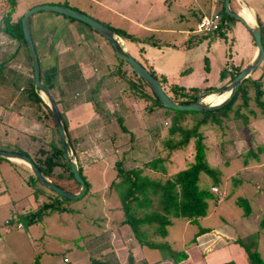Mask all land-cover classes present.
I'll list each match as a JSON object with an SVG mask.
<instances>
[{"label": "rangeland", "instance_id": "1", "mask_svg": "<svg viewBox=\"0 0 264 264\" xmlns=\"http://www.w3.org/2000/svg\"><path fill=\"white\" fill-rule=\"evenodd\" d=\"M179 1L182 2L184 0ZM221 1L222 0H214L215 11L212 13L219 12ZM246 1L255 8L258 15L257 17L260 19L262 13L258 8L264 9V0ZM38 3L68 5L67 7L79 10L86 16L104 25L111 27H114L112 25H118L123 27L124 30L128 28L134 35H137V37H140L142 33L143 35L148 33L142 28L139 29L136 27L138 22L153 28L157 27V29H159V26L165 29H179L178 32L174 31L172 34H163L156 30L159 33L153 35V41L155 42H135V44L137 43V47L128 41L124 42L131 56L145 69L153 71L155 78L159 81L161 89L168 96H171L176 90V86L179 85L193 86L197 89H201L198 94L200 92L218 90L231 80L229 77L230 75L225 78L226 70L223 68L224 60L231 58L233 62L242 61V63H244L245 59L250 56V52L249 50L247 51V48H245L243 52L242 45L244 47L249 40L251 41V35L243 27L242 22L234 18L227 21L229 30H227V34L223 38L212 37L213 39L210 40L208 37L204 39L203 42L201 40L200 44L198 42V44H192L189 49L185 48L182 42L183 39L186 38L184 31L186 29H194L196 16V11L192 14L188 6L183 7V16L182 18H178L173 4L168 5L165 12L162 13L160 6L155 5L149 8V3L145 0H67L66 3L63 2V0H16L14 12L11 15L12 20L17 19L28 8L39 5ZM184 3H187V0H185ZM194 3L201 12L208 13L209 10H212L209 5V0H194ZM240 6L242 7L240 1H229V7L235 12ZM147 10L148 12L144 15V11ZM47 14L49 15L52 13L49 11H37L29 16V29L30 32H32L31 36L34 35L39 24L47 21L45 18V16H48ZM58 16L65 17L63 15ZM260 21L264 20L260 19ZM75 22L85 29L88 28L86 30L90 32V34H95L94 36L98 43L90 45L92 49L94 46L97 52L96 59L94 60L99 62L94 63L100 65V60L105 62L108 61L107 66L111 69L109 73L112 75V84L117 83L119 88L122 86L125 87V94L128 93L130 95L129 107L135 112V117L139 122L132 124L130 120L125 119L126 112L121 111L120 102L126 107L128 99L120 96L118 99L109 100L107 103L111 107L106 109L109 111L105 115L106 118L102 119L99 118L101 116H97L98 118L95 119L96 117H94V115H89L91 124L93 127H96L92 134L91 132L93 129L87 133L90 138L83 137L86 136V133H82L79 139L77 138L78 141L75 140L73 145L69 138L74 152L76 148H79V150L85 149L84 153H81V156H79L82 157L81 161L79 159L81 167L79 174H81L83 179L87 182L88 189L83 195L76 199H66V201H69L68 205L70 204L79 208L78 213H51L44 215L40 222L32 227L34 232L41 233V230L44 228L50 229V233L55 235L51 236L53 239L51 238L49 241H47L48 236L44 235L43 237L45 240L39 241L38 243L35 242L32 248L26 244L18 248L17 252H21L23 256L31 254L37 255L35 258V261H37L36 264L44 262L46 248H49L48 251L53 253L50 258L57 262H61L63 255L69 257L70 255H77L80 251H82V258L86 256L85 254L90 245V240L88 238L89 234L98 233L100 231V229L97 228L98 225L103 227V225L107 224L110 220H113L107 215H109L110 211L114 214L113 210L118 206L116 194L109 190V185L104 188L106 184L114 179V165L116 162H121L124 168L133 166L134 161H129V158L133 157V151L136 152L134 159L140 163L138 165L159 158V166L164 167V173L158 171L154 172L148 168H144L143 173L150 178L164 180L166 177L183 169L191 162L194 152L192 139H190L184 147L179 149L168 150L164 148L163 141L166 139L167 130L171 124L170 112L166 108L158 107L152 103L154 99L148 86L136 75L124 60L116 55L114 56V52L108 42L87 25L79 21ZM132 24L134 25L132 26ZM200 34L204 35L202 32H200ZM65 35L71 34L67 30L65 31ZM80 38L91 40V38L87 36ZM57 39L58 38H56V40ZM118 39L125 48L122 39L119 37ZM169 40L176 42H174L175 44L173 46H170L167 44ZM68 43L73 44L74 41L71 39L68 40ZM232 46L236 47L237 57L233 55L234 49ZM262 47L264 49V43ZM92 52L94 51L92 50ZM232 56L237 59H233ZM111 59H115V62L113 63ZM39 66L41 68V80L47 85L42 68L43 63L40 62ZM117 66L119 68H117ZM118 70H122L120 74L123 73L124 75L125 73V75L128 76L124 77V81L117 76L116 73H118ZM263 70L264 61L262 60L258 67L248 75L249 78L253 79L256 84H258L257 87L262 91H264ZM25 74L26 77L24 75H21L22 78L21 76L19 77L21 82L20 86H22L24 92H26L28 86H30V82H33L27 69ZM162 78L163 81L166 80V83L169 85H165V81L163 82ZM93 83L94 78H91L85 83H79L77 88L71 87V91H69L72 93L75 90H79L81 85H85V91L77 95L76 101H74L76 103H87L89 108H86V110H88L90 114L92 113L90 107H94L95 104L93 103V95L90 97L87 91L91 86H95ZM131 83L137 84V88H141L146 94H149L151 100L146 99L147 101H145L144 98L135 96L134 92H132L133 88H131L130 85L128 86V84ZM18 86H16V88ZM116 86L117 85H112V88ZM254 87L248 84L245 93V103H243L244 98L238 96L231 104V108L227 112V115L220 119L219 125L208 123L199 127V131L202 134V142L204 144L205 160L212 168V172L210 175L200 174L198 183L199 186L205 184L215 195V198L207 200L206 215L199 220V226H205L210 230L224 227L222 229L226 230V232L223 230H221L222 232H214L212 230V238L219 242V245H226L227 253L224 255V258L233 259L237 264H246L247 262L240 242L248 244L249 240L253 238L256 240L255 249L259 253L261 259L264 260V232L259 229L258 226L260 217L264 215V151H257L258 146L264 145V106L261 108L256 103L254 99ZM2 89H4V87ZM49 89L52 95L56 93L52 91L50 87ZM127 89L128 91H126ZM59 90L63 91L61 88ZM23 91L16 89L14 93L16 101L25 98V93ZM218 94L220 95L221 93L214 92L209 95H213L212 98H215ZM73 95L75 94L73 93ZM41 96L43 100L46 101L42 94ZM80 97H83V100H87V102L82 99L78 101ZM180 99L184 100L185 98L180 97ZM210 100L205 101L204 97L202 102L208 103ZM258 100L264 102V94H261ZM72 103V101L65 102V106H70ZM150 106H153L152 110L149 108ZM102 107L103 106H101V108ZM131 110L129 111L132 112ZM99 113L100 112L97 114L101 115ZM60 115L64 121L65 117L63 113H60ZM141 115L144 120H139ZM119 117L121 118L120 121H118ZM102 120L103 124L106 123V125L101 124ZM182 124L186 127H190L193 124L191 115H185ZM120 125L123 126V129H121ZM49 137L50 134L48 133L47 139ZM55 144L58 146V142H55ZM26 151L34 160L43 157V153L41 154L37 151L36 145L34 144L30 145ZM250 151L256 153L257 158L253 157ZM244 159L246 161L245 163L243 162ZM75 163H77L76 159ZM7 164L5 160H0V201L5 198L10 199L9 204L0 206V239L2 242H5L11 238L18 247L20 240L15 235L24 234V231H27L29 226L20 222L16 223V218L19 216L18 214H20V211L33 208L34 200L28 195H26L27 198L24 196L25 193L31 191L32 188L29 185H25L26 183L24 184L25 180L21 172L23 170L20 169L21 171H19L18 168L13 169L10 167L12 172H9ZM31 185L39 190L38 198L35 203L40 197H43L41 193L62 198L37 180L31 179ZM74 189V192H78L80 186ZM237 197L247 199L251 209V212L247 216L242 215L241 208L235 205L234 201ZM7 217H13L10 221L11 223L8 224V229L11 232L8 236L3 233L4 229L7 227V224H4L3 221ZM114 218L117 220L115 214ZM101 219L104 221L99 222ZM181 224L182 223L178 220L174 221L170 228L167 227L169 239H171L172 236L177 238L180 235H184L182 241H185L192 236L194 229H197V227L193 225H184V228L180 230L178 227H180ZM127 226V224L126 226H122L121 230L118 228V231L120 230V232L123 233L122 235H127V228L129 227ZM130 232L132 234L130 236H133L131 230ZM165 237L150 236L151 240L154 242L166 243ZM54 242L60 245L59 250H53L56 249ZM77 243L81 248L77 247ZM175 244L174 245L178 248L183 247L181 245L182 242ZM168 246L174 251L184 250L183 248L175 250L171 248L170 245ZM184 248L186 249V247ZM34 251H37L36 254H34ZM142 251L143 253L148 252L147 249H143ZM88 255L94 256V253L87 254V256ZM185 260L186 258L176 264H183Z\"/></svg>", "mask_w": 264, "mask_h": 264}, {"label": "crops", "instance_id": "2", "mask_svg": "<svg viewBox=\"0 0 264 264\" xmlns=\"http://www.w3.org/2000/svg\"><path fill=\"white\" fill-rule=\"evenodd\" d=\"M145 1L149 3V8H152L155 5L160 6L162 13L165 12V9L167 8L168 5L173 4L176 10L175 12H177L178 18H182L183 16L182 13L183 7L188 6L189 9L192 11V14L196 11L195 27H196V23L198 22V18H200V16H204L206 14L208 15L215 11L214 0H209L210 3L209 5L212 8V10H209L208 13L201 12L198 6L194 3V0H187V3H191V4L184 3L185 0L182 2H180L179 0H145ZM236 1H240L242 4V7L240 6L239 9L236 10V12L241 14L240 12L245 9L249 13H251L253 18L258 16L255 8L249 5V3L246 0H236ZM63 2L66 3L67 0H63ZM38 4H49V3H38ZM258 10L262 13V17L260 19L264 20V9L258 8ZM147 12L148 10L144 11V15ZM58 15L60 14L52 13L49 14L48 16H45L47 21H45L42 24H39V27L36 28V31L33 35L34 37L31 36V39L36 52L38 65L40 64V62L43 63L42 68L47 85L44 84L43 81L41 80V68L39 66L40 81L48 89L49 93L51 92L49 87L52 89V91L56 92L54 93V95H52L51 93L50 94L53 100L57 103L56 106L59 110V113H63L65 117V120L63 122L67 131V135L70 138L72 145L75 143V140L78 141L80 134L86 133L85 134L86 136L83 137L90 138L88 137L87 133L91 129H93L91 134L95 131L96 127H93V125L91 124L89 115L90 116L94 115V117H96L95 119L98 118L97 116H101L99 118L102 119L106 118L105 115L106 113L109 112L106 109H109V107H111L107 103L109 102V100L118 99L120 96L128 99V104L126 105V107L123 105L122 102L119 101L121 103V111L126 112V118L125 117L124 118L130 120L132 124L138 123L139 121L135 117L136 115L134 114L135 112H133L129 107L130 95L128 93L125 94V87L122 86L119 88L117 83L112 84L113 83L111 81L112 75L111 73H109L111 72V69H109L107 66L108 61L105 62L100 60L101 61L100 65L94 63V62H99L94 60L96 59L97 52L94 49V46L92 49L90 45V44L98 43V41L95 39L96 38L94 36L95 34H90V32L86 30L88 28L85 29L75 22L77 20H69L66 17H60ZM244 18L247 19L246 17ZM133 25L134 24H132V26ZM112 26L116 28L124 29L123 27H120L118 25H112ZM136 27H138L139 29L142 28L143 30H145V32H148L145 35H143L142 33L140 37H145L150 34L155 35L159 33L156 30L160 31L163 34L166 33L172 34L174 31L176 32L179 31V29H172V28L165 29L162 28L161 26H159V29H157V27L153 28L148 25H145L144 23L140 24V22L137 23ZM195 27L193 30L186 29L184 31L186 34L185 35L186 38H184L182 42L183 45H185V48L189 49V47L192 44L195 45L198 44V42L200 44L201 40L203 42V40L208 37L210 38V40L213 39L212 37H215L213 35H209L198 40L192 39V43L189 44L190 36L195 34H200L195 31ZM243 27L247 30L244 24ZM67 30L70 32L72 36L65 35V31ZM227 30H229V25H227L226 22V29L224 31V36H226ZM125 31L129 34H133L131 30H129L128 28L127 30L125 29ZM30 34L32 35V32H30ZM86 36L90 37L91 40L80 38ZM56 38L58 39L56 40ZM71 39L74 41L73 44L68 43V40ZM250 39L251 41L249 40V42H247V45H244V47L242 45L243 52L245 48H247V51L249 50L250 52V56L245 59L244 63H242V61L233 62L231 58H228V60H224L223 68L224 70H226L225 78L226 76H229L231 74V70L233 68L235 67L242 68L255 55L256 47L254 45L252 37ZM122 42L124 43L123 40ZM174 42L176 41L169 40L167 44L173 46L175 44ZM232 47L234 49L233 55L235 56L237 54L236 47L235 46ZM125 49L127 50V52H129L126 45H125ZM92 50L95 52V54L94 52H92ZM232 58L237 59L233 56ZM111 61L114 63L115 59H111ZM26 69L28 70V72L30 73L29 75H31L32 78V70H31L30 60L28 57V52L26 48H24L21 40L10 38L5 33L0 31V148L19 147L22 150H27V148L30 145L33 144L36 145L37 142H39L40 140L43 142H48L53 145H56L55 142H58L59 140L56 129L52 127L50 119L45 115V111L42 108L40 107L38 108L36 104L33 103V101L31 100H26L24 98L22 100L16 101L14 97V93L16 92V89L19 91L24 90L22 86H20L21 82L19 77L21 75H24L26 77L25 74ZM121 71L118 70V73H116L117 76L120 77V75L118 74H120ZM262 77H264V74ZM91 78H94L93 85L95 84V86L93 87L91 86L87 92L89 93L90 97L93 95L92 96L94 98L93 103L95 105L94 107H90L92 110V113L90 114L88 113L89 111L86 110V108H89L87 103L75 102L76 101L75 99L77 98L76 96L82 94L85 91V85H81L79 90H75L72 93H70L69 91H71V87L77 88L79 83H85L87 82L88 79ZM121 80L124 81V79ZM112 85H117V86L112 88ZM16 86H18L19 88L18 87L16 88ZM3 87L4 89H2ZM183 87H190V86H183ZM60 88L63 91L59 90ZM28 91H29V86L26 92L23 91L25 93V96L28 93ZM126 91H128V89ZM73 93L75 95H73ZM37 94L39 98H41V100L44 102L38 91ZM134 95L138 96L137 93H134ZM81 99L83 100L84 98L80 97L78 101H80ZM71 101L73 103L70 106H65V102H71ZM83 101L87 102V100H83ZM101 106L103 107L101 108ZM129 110H131L132 112H130ZM98 112H100L99 114L101 115H98L97 114ZM140 119L144 120L142 115L139 117V120ZM101 124H103V120ZM103 125H106V123ZM48 133L50 134V137L47 139ZM84 151L85 149L79 150V148L78 149L76 148L75 150V159L77 161L76 163L77 167L78 166L80 167L79 159L81 161L82 157L79 156H81V153H84ZM132 155L133 157H130L129 161L130 162L134 161L133 166H140L138 165L140 164L139 161H136L134 159V157L136 156V152L133 151ZM0 160H5L8 163L7 168L9 169V172H12V170H10L11 169L10 167H12L13 169L18 168L19 171H21L20 169H22L23 170L21 171L23 174L22 177H24L25 180L24 184L26 183L25 185H29L32 188L31 191L29 192L27 191L28 193L26 192L24 196L25 198H27L26 195L32 197V199L34 200V207L31 209H26V210L24 209L20 211V214L18 215H24L27 212L34 210L40 203L46 201L50 197L54 198L53 195L51 194L45 195L40 191L43 197H40L39 200L35 203V201L38 198L39 190L35 186L33 187V185H31L32 178L30 176L31 171L29 167L23 162L18 160H7V159H0ZM130 167L132 166H127L126 168H130ZM109 183L106 184L104 188H106L109 185ZM9 203H10V199L5 198L0 201V206ZM104 204H105V200H104ZM69 207L71 208V212L74 213L79 212L78 207L72 205H70ZM113 212L116 215L117 220L114 218V214L110 211L109 215L107 216H109V218L113 220H110L107 224L103 225V227L98 225L97 228L100 229L98 233L89 234L88 238L90 240V245L87 253L85 254L86 256L84 258H82L83 256L81 253L82 251H80L78 252L77 255H70L69 257L63 255L61 262L53 261L50 258L53 253L48 251L49 248H46L45 260L40 264H92V263L130 264L129 262H127V259L129 257L132 258L133 263L135 264H176L175 262L172 261V259L169 258L162 259V254L157 249H150L145 247V245H139L136 242L135 238L133 236H130L132 234L128 226H127L128 227L127 230L129 234L127 233V235H122L123 233H121L120 230L122 226L124 225L126 226V224L122 223L123 217L121 212L117 208L114 209ZM12 219L13 217H7L3 221L4 224H7V227L6 229H4L3 232L7 236L11 233L10 230L8 229L9 228L8 224L11 223L10 221ZM103 219H101L99 222L104 221ZM40 220L28 225L30 230L28 229L27 231H24V234L15 235L20 240V244L18 247L17 244L14 243L11 238L5 242H2V240L0 239V264H36L37 261H35V258L37 255L31 254V255L23 256L21 252L18 253L17 250L23 244H26L27 246L32 248L35 242L38 243L39 241L45 240V238L43 237L44 235L48 236L47 241H49L51 238L53 239V237L51 236H55V235L53 233H50L49 231L50 229L43 228L41 230V233L34 232L32 227L34 225H37V223L40 222ZM178 220L182 223L181 226L178 227L180 230L184 228V225H192L189 224L187 220L173 219L171 224L167 227L170 228L173 222ZM17 222L20 221L16 219V223ZM61 224L63 225L62 222ZM118 228H120L119 231ZM202 228H205V231L203 233L196 234L198 229H194L192 236L185 241H182L184 239V235H180L177 238H174L172 236V238L169 239L168 234L166 235L167 237H165V241L168 245L171 246V248L175 250L183 248L184 249L183 251H186L185 252L186 260L183 262V264H223L227 261H233L234 263H236L233 259L224 258V255L227 253L226 245L223 244L219 245L218 244L219 242H217L212 238L213 231L222 232L221 230H223L226 232V230L222 229L224 227H220L218 229L214 228L211 230L205 226H203ZM178 242L180 243L182 242L181 245L183 247L181 248L176 247L175 243ZM54 243L56 249L53 250L54 251L59 250L60 245L57 244L56 242ZM76 245L78 248H81L78 245V243ZM184 247H186V249ZM143 249H147L148 252H144L145 253L144 254L142 251ZM36 252L37 251H34V254H36ZM92 253H94L95 257L93 255L87 256V254H92ZM63 258H66L67 261L64 262Z\"/></svg>", "mask_w": 264, "mask_h": 264}, {"label": "trees", "instance_id": "3", "mask_svg": "<svg viewBox=\"0 0 264 264\" xmlns=\"http://www.w3.org/2000/svg\"><path fill=\"white\" fill-rule=\"evenodd\" d=\"M15 2L16 0H0V31L5 33L10 38L21 40L24 48H26L20 26V18L22 15H20L15 20H12L11 18L12 13L14 12ZM222 3L223 0L221 1L219 12H217L221 22L218 24L217 28L213 31L202 32L204 35L195 34L190 36L189 44L192 43V39L198 40L209 35L221 38L224 37L226 22L228 20H232L233 18L224 12ZM201 17L202 16H200V18ZM66 18L69 20H74L70 17ZM200 18H198V21ZM255 19L259 25L260 39L263 45L264 21H260L257 16ZM106 26L110 28L114 34L121 38L124 42L128 41L135 46H137L136 44L140 41L155 42L153 41L152 34L145 37H137L133 34L127 33L122 28L111 27L108 25ZM135 42L137 43L135 44ZM117 68L119 67L117 66ZM239 70L240 67L233 68L229 76L230 79ZM148 71H150L154 76L152 70L149 69ZM263 74L264 70L262 71V76ZM124 77L128 76L125 75V73L124 75L123 73L120 74L121 79H124ZM164 81L165 85H169L166 83V80ZM248 84L253 85V87L255 85L254 99L256 103L262 108L264 106V102L259 101L258 99L261 94H264V91L260 90L257 87L258 84H256V82L248 76L242 80L237 91L232 95L229 101L218 108L207 109L203 111H179L166 108L171 114V124L168 127L166 139L163 141L164 148L168 150L179 149L184 147L190 139H192L193 142L194 152L192 161L189 162L183 169L174 172L164 180H160L150 178L143 173L144 168L164 173V167L159 166V158L152 159L140 166H132L130 168H124L121 165V162H116L114 165L115 176L114 179L109 183L108 188L117 196V209L122 214V223L129 226L136 242L139 245H145L149 248L158 249L162 254V259L169 258L172 259L173 262L177 263L186 258V253L184 251L171 250L167 243L154 242L150 238L151 235L164 238L167 235V226L171 224L173 219L187 220L189 224L195 225L198 229L196 234H200L205 231V228L199 226V220L206 215L207 200L215 198V195L208 189L207 186H205V184L199 186L198 183L200 174L210 175L212 172V168L205 160L204 144L202 142V134L199 131V127L208 123L219 125L221 121L220 119L227 115V112L231 108V104L237 99L238 96L244 98L243 103H245V93L247 91ZM129 85L131 88H133L132 91L137 93L141 98H144L145 101H147L146 99L151 100L149 94H146L143 89L136 87L137 84L131 83ZM200 90L201 89H197L193 86L183 87L182 85H179L176 86V90L171 96H168L166 93L165 94L175 102L187 103L194 101ZM37 91L38 90L34 87L33 82H30L29 91L26 94L25 99L33 101V103H35L38 108H42L45 111V115L50 119L52 127L55 128L51 113L41 98H39ZM152 96L154 99V102L152 103L158 107H164L153 94ZM180 97L185 99L182 100ZM149 108L152 110L153 106H150ZM185 115H191L193 124L190 127H186L182 124ZM120 119L121 118L119 117L118 121H120ZM62 123L64 131L67 135L63 120ZM120 127L123 129V126L120 125ZM0 150L13 151L28 156L31 162L43 173L47 179L66 191L74 192V188L79 186V184L72 177L69 166L64 158L60 142L58 143V146L43 142L41 140L37 142L36 150L41 154L43 153V157L37 160H34L26 150H22L19 147L0 148ZM258 150L264 151V145L258 146L257 151ZM251 153L253 157L257 158L256 153ZM243 162H246L245 159ZM80 168L81 167L78 166L79 173ZM31 178L32 180H37L32 173ZM81 178L83 179L82 176ZM83 181L86 186V192L88 189V184L84 179ZM68 203L69 201H66V198H60L54 195V198H48L46 201L40 203L34 210L29 211L24 215H19L16 219L28 226L42 219L44 215L55 212L70 213L71 208L69 207L70 204L68 205ZM234 203L237 207L241 208L242 215L247 216L251 212L246 198L237 197ZM258 226L259 229H262L264 232V215L260 217ZM240 245L246 255L247 264H264V260L261 259L259 253L255 249L256 240L254 238L249 240L248 244L240 242ZM127 262L130 264H135L133 263L131 257L127 259ZM223 264L235 263L232 261H227Z\"/></svg>", "mask_w": 264, "mask_h": 264}, {"label": "water", "instance_id": "4", "mask_svg": "<svg viewBox=\"0 0 264 264\" xmlns=\"http://www.w3.org/2000/svg\"><path fill=\"white\" fill-rule=\"evenodd\" d=\"M229 1L230 0H223L222 8L224 12L228 16L240 20L242 24H244V26L247 28L248 32L250 33L253 39L254 45L256 47V53L245 66L240 68V70L231 78L228 84L223 85L218 90L209 91V92L205 91L202 93L200 92L196 96L194 101L187 103H179L170 99L161 89L158 80L151 74L150 71H148L140 63H138L129 54V52H127V50L120 43L117 35H115L114 32L106 25L98 22L97 20L89 16H86L79 10H75L63 5L39 4L37 6L28 8L20 18V26H21L23 41L25 43L28 52V57L30 60L33 84L34 87L38 90L40 96L42 94L46 99L44 103L46 104V106L48 107L51 113L52 121L58 135V139L63 151L64 158L69 166L73 179L79 184L80 189L78 192H69L56 186L43 175V173L31 162L30 158L26 155L19 154L13 151L0 150V159L18 160L23 162L29 167L31 173L36 177V179L42 185H44L46 188H48L49 190H51L52 192L58 194L63 198L76 199L81 195H83L85 192L86 186L79 174L78 167L75 163V152L71 146L69 137L66 135L64 131L62 118L60 116L59 110L51 94L49 93L48 89L40 81L38 60L29 29V16L31 14H34L37 11H49L52 13L63 15L65 17L73 18L74 20H77L87 25L89 28H91L93 31L99 34L103 39H105L106 42L109 43L114 54L120 59L124 60L127 63V65L136 73V75H138V77L143 80V82L148 86L152 94L155 96V98L160 102L162 106H164L165 108L179 110V111H203L207 109L218 108L224 105L226 102H228L229 99L232 97V95L237 91L242 80L257 68V66L260 64L264 56V50L260 39V29L256 19L253 18L254 22L251 25L246 23V21L240 16L238 12L233 11L229 7ZM214 92H219V93L226 92L227 95L220 102L216 104H205L202 102L204 96Z\"/></svg>", "mask_w": 264, "mask_h": 264}, {"label": "built area", "instance_id": "5", "mask_svg": "<svg viewBox=\"0 0 264 264\" xmlns=\"http://www.w3.org/2000/svg\"><path fill=\"white\" fill-rule=\"evenodd\" d=\"M219 23L221 22L219 19V15L217 13L204 15L196 23L195 31L196 32L213 31L217 28ZM63 261H67V259L64 258Z\"/></svg>", "mask_w": 264, "mask_h": 264}, {"label": "bare ground", "instance_id": "6", "mask_svg": "<svg viewBox=\"0 0 264 264\" xmlns=\"http://www.w3.org/2000/svg\"><path fill=\"white\" fill-rule=\"evenodd\" d=\"M244 17H246L247 19H245L241 14H240V16H242L243 17V19L248 23V24H253V22H254V19H253V17H252V15H251V13H249L247 10H242L241 12H240ZM227 95V93L226 92H224V93H221L220 95L218 94L215 98H212V96L213 95H206V96H204L205 97V101H207V100H210V102H208V103H205V104H216V103H218V102H220L225 96ZM203 97V98H204ZM221 98V99H220ZM203 100V99H202ZM204 101V102H205Z\"/></svg>", "mask_w": 264, "mask_h": 264}]
</instances>
